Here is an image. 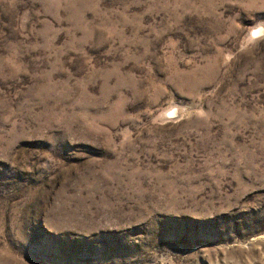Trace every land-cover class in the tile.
I'll return each instance as SVG.
<instances>
[{
    "label": "rangeland",
    "instance_id": "374dc122",
    "mask_svg": "<svg viewBox=\"0 0 264 264\" xmlns=\"http://www.w3.org/2000/svg\"><path fill=\"white\" fill-rule=\"evenodd\" d=\"M0 264H264V0H0Z\"/></svg>",
    "mask_w": 264,
    "mask_h": 264
}]
</instances>
